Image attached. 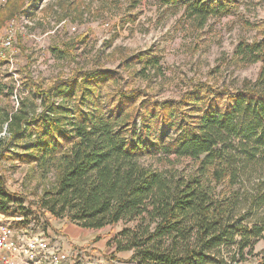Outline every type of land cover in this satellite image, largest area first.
<instances>
[{"label":"trees","instance_id":"1","mask_svg":"<svg viewBox=\"0 0 264 264\" xmlns=\"http://www.w3.org/2000/svg\"><path fill=\"white\" fill-rule=\"evenodd\" d=\"M160 3H184V14L202 25L229 14L234 2ZM25 5L6 0L0 27ZM252 28L254 39L234 55L260 64L254 81L235 91L199 83L177 101L152 100L139 88L102 94L115 78L98 70L44 87L25 66L28 96H18L17 107L0 99V160L29 167L42 185V213L86 230L135 222L114 242L115 252L132 251L136 264H264V21ZM151 60L145 65L157 68ZM170 130L175 136H166ZM157 153L198 166L187 176H165L139 162ZM23 200L0 173V214L15 216ZM258 243L263 251L255 254Z\"/></svg>","mask_w":264,"mask_h":264},{"label":"rangeland","instance_id":"2","mask_svg":"<svg viewBox=\"0 0 264 264\" xmlns=\"http://www.w3.org/2000/svg\"><path fill=\"white\" fill-rule=\"evenodd\" d=\"M5 2L0 0V6ZM233 2L229 14L210 17L201 25L184 14V3L163 6L160 0H26L24 13L0 27V99L6 103L8 96L10 106L17 107V97L28 96L23 87L27 65L32 77L44 87L77 70H98L115 78L102 94L117 92L119 87L139 88L159 102L180 100L199 83L214 89L240 90L246 80H255L260 64L247 65L234 51L239 43L254 39L252 26L264 21V0ZM6 40L11 46L4 45ZM149 59L157 62V68L145 65ZM4 135L5 131L0 133V137ZM166 136L175 134L170 130ZM139 162L165 176H187L198 166L195 159L162 153L146 154ZM0 173L7 188L24 198L21 207H13L17 214L5 218L6 223L19 230L35 222L50 235L63 234L62 228L55 227L64 220L37 210L42 185L31 180L27 165L0 160ZM16 216L22 217L21 221ZM134 225L119 221L88 231L80 237L79 245H66L73 253L66 264H136L130 258L132 251L116 253L114 242L119 232ZM262 251V243L254 246L255 254Z\"/></svg>","mask_w":264,"mask_h":264},{"label":"built area","instance_id":"3","mask_svg":"<svg viewBox=\"0 0 264 264\" xmlns=\"http://www.w3.org/2000/svg\"><path fill=\"white\" fill-rule=\"evenodd\" d=\"M11 46L10 40L4 43ZM0 214V264H66L71 255L63 234L44 231L42 224L28 222L17 229ZM21 221L22 217H17ZM36 228V229H34ZM77 253L74 252L76 257Z\"/></svg>","mask_w":264,"mask_h":264},{"label":"crops","instance_id":"4","mask_svg":"<svg viewBox=\"0 0 264 264\" xmlns=\"http://www.w3.org/2000/svg\"><path fill=\"white\" fill-rule=\"evenodd\" d=\"M55 228L56 229L62 228L61 231L63 233V236L65 237L67 243L70 244V246H76L77 244L79 245L80 237H85L88 231H94V230H86L79 228L73 224L65 223V221L62 223L60 221Z\"/></svg>","mask_w":264,"mask_h":264}]
</instances>
